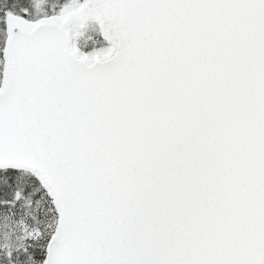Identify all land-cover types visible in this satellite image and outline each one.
<instances>
[{
    "label": "snow or ice",
    "instance_id": "obj_1",
    "mask_svg": "<svg viewBox=\"0 0 264 264\" xmlns=\"http://www.w3.org/2000/svg\"><path fill=\"white\" fill-rule=\"evenodd\" d=\"M0 264H264V0H0Z\"/></svg>",
    "mask_w": 264,
    "mask_h": 264
}]
</instances>
